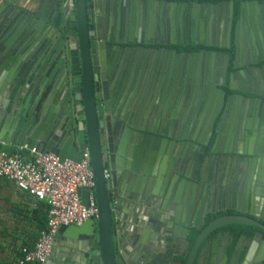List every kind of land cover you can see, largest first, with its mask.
I'll return each instance as SVG.
<instances>
[{"label":"water","instance_id":"water-1","mask_svg":"<svg viewBox=\"0 0 264 264\" xmlns=\"http://www.w3.org/2000/svg\"><path fill=\"white\" fill-rule=\"evenodd\" d=\"M9 1L0 0V58L7 56L13 40L18 43V53H26L22 49L26 41L20 40L33 33L36 39H43L29 58L18 55V61H23L12 88L11 98L21 88H34L37 102L45 104L43 108L34 106L41 115L40 127L30 133L25 145L54 153L62 161L80 162L85 150L90 156L95 187L80 188L79 194L88 204L93 190L98 214L81 225H62L58 231L65 238L88 243L86 263L238 264L239 259L240 264H264V255L254 259L258 243L264 244V232L248 235L241 244L235 232L220 230L228 224L249 223L248 217L263 227L264 202L254 193L264 198V170L254 193L250 189L235 193L237 203L232 209L240 213L213 221H207L206 217L214 218L215 213L206 207L228 194L222 189L214 191L205 177L211 154L255 161L263 155L264 119L255 117V109L258 101H264V0H231L227 19L222 6H211L217 15L209 30L198 21L201 8L199 11L189 3L184 11V5L177 6L176 15L184 18L181 22L173 19L174 5L171 10L159 5L156 29L164 36L150 41L151 20L143 24L136 19L124 32L130 40L118 42L137 50L172 43L201 45L213 51L207 63L212 70L207 86L224 92L225 98L211 127L202 131L166 113L158 122L150 111L156 97L151 91L144 97L138 93L141 100L136 106H121L111 98L105 85L109 75L104 69L102 43L112 44V32L104 18L112 0H19L18 5L24 8L7 15L4 10L10 7ZM245 2H255L260 9L248 21L244 18ZM42 6L57 15L56 23L39 14ZM141 8L152 16L151 4L142 3ZM225 19L228 25L223 43L220 31L225 30ZM142 33L147 34L144 41ZM206 33L210 42L203 40ZM245 33L250 43H245ZM259 48L260 58L253 55ZM243 52L247 57H242ZM241 99L250 103L248 113L232 122L238 114L234 112L235 100ZM210 104L211 92L206 101ZM239 126L240 135L234 132ZM196 149L206 155L199 157ZM105 169L110 170L107 178ZM161 217L171 232H161ZM152 236L156 245L151 244Z\"/></svg>","mask_w":264,"mask_h":264},{"label":"flooded vegetation","instance_id":"flooded-vegetation-1","mask_svg":"<svg viewBox=\"0 0 264 264\" xmlns=\"http://www.w3.org/2000/svg\"><path fill=\"white\" fill-rule=\"evenodd\" d=\"M114 3L109 7V13L107 17V30L112 32L111 38L112 44L106 42L102 43L103 63L104 69L108 71V82L105 84L107 91L111 98L117 99L119 105L135 106L141 100V97H136L138 93L144 97L148 91H151L155 97V103L153 108L150 109L152 114H155L158 122L164 118V115H170L173 118L180 120L182 123L198 127L202 130L209 129L217 116L219 107L222 105L225 98V93L219 90L211 91L207 86L209 80L212 79V70L207 65L208 59L212 54V50L206 46H186L183 47L180 44H168L165 46L153 45L149 50L146 48L130 47L124 43L118 44L125 40H130V36L124 34L131 23L134 24V20H138L143 24L148 19L152 22V38L150 41H157L159 36H164L163 33L156 29V14L155 11L159 10V5H164L168 10L172 9V5L175 7L173 12V19L179 21L182 17L176 15V7L179 5L185 6L191 4V6L202 9L198 21L202 22L206 30L210 29L212 25L213 16L215 12L211 6H222V11L225 14V18L230 13V1L231 0H112ZM149 3L153 8L152 16H148L143 13L141 4ZM254 5H253V4ZM208 6V8H207ZM210 6V7H209ZM258 4L255 2L244 3V18L248 21L251 17L256 16V11L260 10ZM205 7V8H204ZM48 9V8H47ZM50 15L46 13L45 7H40L39 14L44 18L50 19L53 23L57 22V15L51 11ZM217 15V14H216ZM184 16V14H183ZM176 17V18H175ZM45 19V18H44ZM225 19V20H226ZM189 23H192L188 21ZM128 25V26H127ZM228 21L225 23V30L220 31V37L225 42V34L227 30ZM207 32V31H206ZM124 34V35H123ZM147 35V34H146ZM142 33L141 40L144 41L147 37ZM244 34V40L250 43V38ZM134 39H136L134 37ZM204 42H210L207 33L203 38ZM117 41V42H116ZM221 43V42H220ZM244 45V43H243ZM135 49V50H134ZM259 53H254V56L260 58L262 55L261 48ZM250 52V51H249ZM251 53V52H250ZM247 57V52H243L242 57ZM256 57V58H258ZM262 57V56H261ZM264 63V61H263ZM30 90V89H29ZM30 91H34L32 88ZM50 91V89H48ZM211 92V104L206 105L207 98ZM237 99V98H236ZM215 106V107H214ZM250 103L247 104L243 99L235 100L234 112L238 114L231 120L232 122H238V119L244 118L243 114L248 113ZM165 115V116H166ZM255 117L258 119H264V101H258L257 108L255 109ZM157 122V123H158ZM261 125V122H260ZM264 128V125L262 126ZM224 133L228 131V127L223 129ZM242 131L241 126L234 128V132L240 135ZM225 139V138H224ZM225 140H222L224 145ZM261 146H264V135L260 139ZM222 147V146H221ZM88 150H85L89 157ZM199 157L205 156L206 153L200 149L195 150ZM201 151V152H200ZM200 152V153H199ZM263 155L254 159H247L244 157H229L226 155H213L207 159L206 180H208L209 187H213L214 191L217 189L225 190L228 194L224 199L212 201L208 204L206 209H211L215 213V217L212 218L208 215L207 221H213L222 216H230L239 214L240 212L232 209L237 203L235 199L236 192H247V189L251 190V193L256 191V180L261 175V170H264L262 166ZM198 162V161H197ZM199 163V162H198ZM108 170L110 173L109 169ZM250 186V188H249ZM258 188V187H257ZM261 187H259L260 189ZM254 195L260 198V201L264 202V198L259 193ZM221 201V202H220ZM248 203V201H247ZM246 203V204H247ZM250 206V205H249ZM247 206V208L249 207ZM226 207V208H224ZM230 207V208H228ZM161 232H171L168 227H165L166 222L164 217L159 218ZM249 223L228 224L221 228L222 232H235V239H240V243L248 235H253L254 232H264L263 227L258 226L257 221L253 217H248ZM264 255V244L259 242L255 250L254 259L256 255ZM237 263L240 264L239 259ZM264 263V261H263Z\"/></svg>","mask_w":264,"mask_h":264},{"label":"built area","instance_id":"built-area-1","mask_svg":"<svg viewBox=\"0 0 264 264\" xmlns=\"http://www.w3.org/2000/svg\"><path fill=\"white\" fill-rule=\"evenodd\" d=\"M104 170L105 178L109 177ZM0 178L47 205V221L32 248L22 246L12 264H42L52 253L55 238L62 225H81L98 214L96 197L91 190L88 204L79 194L80 188L92 189L95 179L89 168V157L82 161L61 160L51 152H39L27 145L12 151L0 149Z\"/></svg>","mask_w":264,"mask_h":264},{"label":"crops","instance_id":"crops-1","mask_svg":"<svg viewBox=\"0 0 264 264\" xmlns=\"http://www.w3.org/2000/svg\"><path fill=\"white\" fill-rule=\"evenodd\" d=\"M18 1H9L10 5L8 6L10 7H5V14L11 15L14 10L23 9L24 6L18 5ZM45 10L51 19L50 9L45 8ZM50 19L46 18L47 21H50ZM33 35L34 33L31 38L28 36L27 39L20 40L26 41L22 48L25 50L23 52L26 53H18V43L13 40L7 51V56L4 59L0 58V149L7 151H12L16 146L24 145V142L30 138V133L37 131L40 127L41 115L34 111V106L38 107L41 104L37 102L35 93L27 88L24 90L21 88L11 98L12 88L19 78L18 73L21 70V62L23 61H18V57L26 54L24 58H29L37 52L40 43L43 41L41 37L36 39V35ZM12 52L14 54L11 56ZM44 106L45 104L42 102L41 107ZM3 193L10 194L9 199L16 207L14 212L17 214L21 212L26 215L30 225L28 229L34 231L18 232L21 242L17 245L14 255L11 257L9 264H12L19 256V250L22 246L26 243L35 244L37 241L39 232L43 227L42 220L47 216V205L20 191L14 183L0 178V195ZM2 202L0 200V204ZM150 238L151 244L156 245L155 237ZM87 249L88 243L86 241L65 238L57 234L51 256L45 264H87Z\"/></svg>","mask_w":264,"mask_h":264},{"label":"rangeland","instance_id":"rangeland-1","mask_svg":"<svg viewBox=\"0 0 264 264\" xmlns=\"http://www.w3.org/2000/svg\"><path fill=\"white\" fill-rule=\"evenodd\" d=\"M9 198V193L0 195V200L3 201L0 204V264L10 263L15 248L21 242L18 232H34L28 229L30 225L27 216L14 212L16 207Z\"/></svg>","mask_w":264,"mask_h":264},{"label":"trees","instance_id":"trees-1","mask_svg":"<svg viewBox=\"0 0 264 264\" xmlns=\"http://www.w3.org/2000/svg\"><path fill=\"white\" fill-rule=\"evenodd\" d=\"M2 179V178H1ZM43 221V224H42V228H44L45 227V225H46V221H47V216L45 217V219L44 220H42ZM41 228V229H42ZM24 246H27V247H29V248H32L33 246H34V243H26Z\"/></svg>","mask_w":264,"mask_h":264}]
</instances>
